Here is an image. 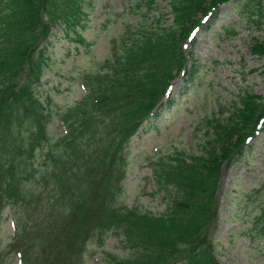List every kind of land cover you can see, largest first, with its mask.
Segmentation results:
<instances>
[{"label": "trees", "instance_id": "trees-1", "mask_svg": "<svg viewBox=\"0 0 264 264\" xmlns=\"http://www.w3.org/2000/svg\"><path fill=\"white\" fill-rule=\"evenodd\" d=\"M229 1L137 0L146 16L165 3L172 19L161 11L113 39L101 68L82 76V98L57 113L66 133L54 138L50 98L38 90L43 42L56 27L82 24L85 2L0 0V223L11 207L15 228L6 246L0 240V264L13 255L21 264H84L90 240L114 230L131 254L108 252V264H223L211 238L222 169L264 131L263 94L246 89L213 115L200 152L153 162L163 210L129 205L121 196L130 140L187 68L183 42ZM261 2L254 13L264 30ZM252 50L264 60V35Z\"/></svg>", "mask_w": 264, "mask_h": 264}, {"label": "rangeland", "instance_id": "rangeland-1", "mask_svg": "<svg viewBox=\"0 0 264 264\" xmlns=\"http://www.w3.org/2000/svg\"><path fill=\"white\" fill-rule=\"evenodd\" d=\"M87 13L82 24L56 27L43 42L46 66L39 94L50 98L53 111L50 132L54 138L66 133L57 113L75 104L85 94L82 76L101 68L110 56L113 39L136 21L152 20L164 11L170 22V8L159 2L144 15L137 0H84ZM258 0L246 7L231 0L201 19L193 38L183 42L189 71L183 69L171 81L166 96L154 109L127 147L128 167L122 202L151 211L166 206L156 182L153 162L178 154L201 151L208 120L239 101L249 89L264 95V60L252 50L259 27ZM264 9V0L261 2ZM255 6V7H253ZM199 18V16H198ZM218 197L220 215L211 238L223 264H264V131L246 144L241 157L222 169ZM13 209L7 207L0 223V240L6 246L14 235ZM124 236L110 231L101 240L93 237L84 264H108V252L129 256ZM6 264H21L10 256Z\"/></svg>", "mask_w": 264, "mask_h": 264}]
</instances>
